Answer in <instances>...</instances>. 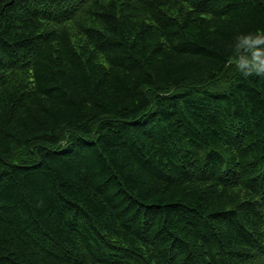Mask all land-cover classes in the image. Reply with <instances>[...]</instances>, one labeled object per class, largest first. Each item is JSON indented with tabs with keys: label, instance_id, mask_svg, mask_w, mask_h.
<instances>
[{
	"label": "trees",
	"instance_id": "16d2710c",
	"mask_svg": "<svg viewBox=\"0 0 264 264\" xmlns=\"http://www.w3.org/2000/svg\"><path fill=\"white\" fill-rule=\"evenodd\" d=\"M0 264H264V0H0Z\"/></svg>",
	"mask_w": 264,
	"mask_h": 264
}]
</instances>
